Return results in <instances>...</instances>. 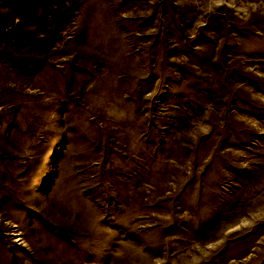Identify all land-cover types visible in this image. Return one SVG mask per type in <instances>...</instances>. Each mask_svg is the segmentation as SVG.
<instances>
[{
    "label": "rangeland",
    "instance_id": "rangeland-1",
    "mask_svg": "<svg viewBox=\"0 0 264 264\" xmlns=\"http://www.w3.org/2000/svg\"><path fill=\"white\" fill-rule=\"evenodd\" d=\"M0 264H264V0H0Z\"/></svg>",
    "mask_w": 264,
    "mask_h": 264
}]
</instances>
